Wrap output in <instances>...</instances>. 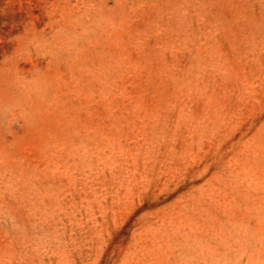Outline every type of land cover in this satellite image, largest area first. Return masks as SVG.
I'll return each mask as SVG.
<instances>
[{
	"label": "rangeland",
	"instance_id": "374dc122",
	"mask_svg": "<svg viewBox=\"0 0 264 264\" xmlns=\"http://www.w3.org/2000/svg\"><path fill=\"white\" fill-rule=\"evenodd\" d=\"M0 264H264V0H0Z\"/></svg>",
	"mask_w": 264,
	"mask_h": 264
}]
</instances>
